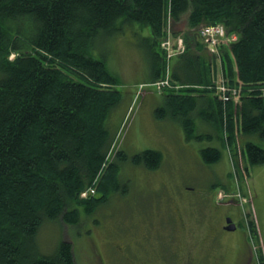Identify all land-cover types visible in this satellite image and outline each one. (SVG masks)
Masks as SVG:
<instances>
[{
	"label": "trees",
	"instance_id": "16d2710c",
	"mask_svg": "<svg viewBox=\"0 0 264 264\" xmlns=\"http://www.w3.org/2000/svg\"><path fill=\"white\" fill-rule=\"evenodd\" d=\"M185 17L187 28L175 34ZM218 24L239 38L221 47L224 76L244 85L241 100L229 102L226 112L230 136H236L231 120L241 119L237 133L245 156L264 165V148L253 140L264 141V0H0V264H75L68 241L53 255L39 250L42 227L78 224L126 193L122 165L159 170L164 162L160 151L129 157L117 149L121 135L112 136L110 119L122 92L107 70L102 40L126 31L135 38L151 75L142 88L166 77L180 86L155 89L166 101L156 113L179 116L187 138L199 141L197 102L206 112L212 102L224 112L219 98L190 97L193 90L207 93L212 81L214 58L204 54L200 30ZM170 33L187 34L186 51L171 58L160 47ZM201 154L212 164L222 159L215 147ZM94 185L101 193L93 196L91 189L81 198Z\"/></svg>",
	"mask_w": 264,
	"mask_h": 264
},
{
	"label": "rangeland",
	"instance_id": "374dc122",
	"mask_svg": "<svg viewBox=\"0 0 264 264\" xmlns=\"http://www.w3.org/2000/svg\"><path fill=\"white\" fill-rule=\"evenodd\" d=\"M187 26L185 17L175 34ZM142 29L149 34L147 28ZM170 34L174 49L179 40L183 47L187 34ZM131 36L128 31L111 35L100 46L107 70L119 81L115 89L122 92L121 104L111 114V133L115 137L119 132L117 149L124 148L129 157L150 149L162 152L164 162L159 170L132 163L122 165L121 180L127 192L112 196L94 216L84 215L78 224L46 223L37 238L39 250L53 255L63 241H68L75 264H245L242 258L248 249L251 264H264V165L248 162L237 133L242 121L236 117L231 120L236 134L231 139L226 112L230 103L238 100L235 96L230 101L223 100V114L216 110L215 102L206 112L204 102L199 100L193 119L195 133L204 138H187L179 116L167 111L160 118L156 113L166 101L155 89L159 87L165 93L167 89L177 91L180 86H174L166 77L169 84L164 87L152 84L142 88L144 83L151 84L146 83L151 77L150 69ZM160 47L168 53L166 47ZM203 47L204 54L214 58L212 81L204 86L207 93L193 90L190 97L220 100L221 87L240 89L243 95L244 85L236 84L235 77L216 76L220 62L225 68L222 56L218 59L207 45ZM14 57L15 53L10 59ZM259 91L264 96V86ZM221 115L224 123L219 122ZM253 140L264 148L259 137ZM210 147L220 150L219 162L212 164L204 159L201 151ZM109 165L104 166V172ZM89 190L93 196L101 193L94 185L81 198H89ZM228 215L238 224V231L220 229Z\"/></svg>",
	"mask_w": 264,
	"mask_h": 264
},
{
	"label": "built area",
	"instance_id": "2783aa9c",
	"mask_svg": "<svg viewBox=\"0 0 264 264\" xmlns=\"http://www.w3.org/2000/svg\"><path fill=\"white\" fill-rule=\"evenodd\" d=\"M200 34L202 37V40L204 42L205 45H207V47L209 48V50L215 55L217 56L218 59L221 58V47L223 45H228L230 43V35L231 33H229V31L226 29V27L223 24H218V25H207L205 27H202L200 30ZM236 41H239V38L237 37ZM236 42V43H237ZM163 47H166L167 51H168V57L171 58L173 56H175L177 53H180L183 51V47H182V40H179V46L177 48L174 49L172 43L167 40L164 41V43L162 44ZM218 71L221 72V76L222 78H224L223 76V67L221 66V62L218 65ZM166 84H169L168 81H166L165 83H158V85L161 87H164ZM242 94V90L238 89H228L225 87H221L219 89V95H220V100H224V101H230L232 99L233 96H235V98L238 100L237 102H239L240 96Z\"/></svg>",
	"mask_w": 264,
	"mask_h": 264
},
{
	"label": "flooded vegetation",
	"instance_id": "af4514ba",
	"mask_svg": "<svg viewBox=\"0 0 264 264\" xmlns=\"http://www.w3.org/2000/svg\"><path fill=\"white\" fill-rule=\"evenodd\" d=\"M236 39H237V36L235 35V34H231L230 35V40L231 41H236ZM228 218H231V220H233V217H231V216H225L224 217V220H225V223H223V225L220 227V229L221 230H223V231H231V230H228L227 229V227L230 225L229 223H228ZM233 224H235V230L234 231H238V224L235 222V220H233ZM244 243H246L245 241H244ZM242 251H243V249H241ZM244 252V251H243ZM242 260L244 261V263L245 264H251V260H252V254H251V252H249V250L248 249H246V252H244V254H243V258H242Z\"/></svg>",
	"mask_w": 264,
	"mask_h": 264
},
{
	"label": "water",
	"instance_id": "95a60500",
	"mask_svg": "<svg viewBox=\"0 0 264 264\" xmlns=\"http://www.w3.org/2000/svg\"><path fill=\"white\" fill-rule=\"evenodd\" d=\"M171 38H172V35H171ZM227 220H228V223L230 224V225L227 227V229H228V230H231V231H234L236 227H235V224H233V220H231V218H228Z\"/></svg>",
	"mask_w": 264,
	"mask_h": 264
},
{
	"label": "bare ground",
	"instance_id": "6f19581e",
	"mask_svg": "<svg viewBox=\"0 0 264 264\" xmlns=\"http://www.w3.org/2000/svg\"><path fill=\"white\" fill-rule=\"evenodd\" d=\"M171 39V34H170V38L168 39V40H170ZM172 40H173V37H172ZM172 42V41H171ZM172 45L174 46V44H173V42H172ZM176 47V46H175ZM177 47H178V45H177ZM183 51L182 52H180V53H177V54H183L185 51H186V45H185V43L183 44ZM191 86V85H190ZM197 88V87H196ZM204 90H206V89H204ZM188 93V92H187ZM194 93V92H193ZM198 93V92H197ZM195 94V93H194ZM199 94V93H198ZM235 100V99H234Z\"/></svg>",
	"mask_w": 264,
	"mask_h": 264
},
{
	"label": "crops",
	"instance_id": "0c3cea01",
	"mask_svg": "<svg viewBox=\"0 0 264 264\" xmlns=\"http://www.w3.org/2000/svg\"><path fill=\"white\" fill-rule=\"evenodd\" d=\"M170 42L172 41L173 42V40H172V38L169 40ZM171 42V43H172ZM176 55H178V54H176ZM236 71H237V67H236ZM224 73V72H223ZM220 75H221V72H219L218 71V69H217V74H216V76H219L220 77ZM224 75V74H223ZM225 77V76H224ZM240 82V81H239ZM239 84H242V83H239ZM214 264H216L215 262H214Z\"/></svg>",
	"mask_w": 264,
	"mask_h": 264
}]
</instances>
